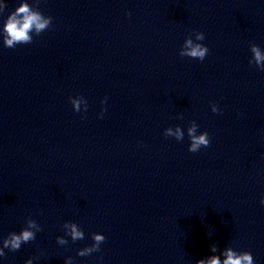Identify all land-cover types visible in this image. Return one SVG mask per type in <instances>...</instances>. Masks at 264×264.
I'll list each match as a JSON object with an SVG mask.
<instances>
[{
    "label": "clouds",
    "instance_id": "1",
    "mask_svg": "<svg viewBox=\"0 0 264 264\" xmlns=\"http://www.w3.org/2000/svg\"><path fill=\"white\" fill-rule=\"evenodd\" d=\"M40 0H33V4H29L27 0H21L19 6L8 14L6 20L3 23L2 29H0V36L3 37V45L6 48H15L19 44H31L33 42V34L39 36L42 32L48 30L52 25L53 18L51 16H45L39 11L38 5ZM7 5L0 3V15H3ZM130 15V13H129ZM194 35L195 40L192 38ZM205 35L200 31H193L191 35L185 38L184 43L179 51L181 57H189L203 61L209 52L206 45L199 43L203 41ZM250 51L252 58L249 60V64H254L256 68L264 71V51L256 44H251ZM75 112L87 111V100L83 96H77L75 98L69 97ZM102 104L107 103V97L101 101ZM83 104V108L81 105ZM213 113H218L219 108L217 104L210 105ZM106 109L102 108L100 116L103 117V113ZM83 118V117H82ZM179 119H183L180 115ZM198 125L195 121H191L187 127V134L190 139V145L188 151L192 153L198 152L201 147L207 148L210 145V138L207 131L197 134ZM165 137H174L177 141H182L184 138V132L180 126L168 127L164 131ZM261 205H264V196L260 200ZM34 229V231H33ZM64 236H58L56 242L59 245L68 244V240L65 236L70 237L72 242L83 240L85 238L84 231L72 221H67L63 224ZM42 231L41 226L33 219L28 218L26 220V226L19 232H10L6 238L2 240V247H0V257H5V249L9 251H18L22 244H27L36 239V233ZM93 243L90 246H86L77 251V255L84 257L89 256L94 252L100 251V245L105 242V236L99 233H93L91 236ZM212 252L217 251V245L210 246ZM223 255L226 257L223 264H255L252 254L248 251L237 252L232 247H226L223 251ZM39 259L38 256H33L25 261V264H33V261ZM64 264H73L71 257L65 259ZM196 264H221L219 257L212 256L211 258L199 259Z\"/></svg>",
    "mask_w": 264,
    "mask_h": 264
}]
</instances>
